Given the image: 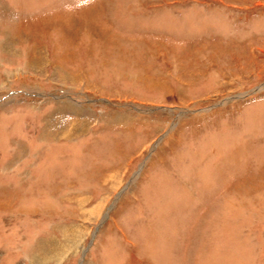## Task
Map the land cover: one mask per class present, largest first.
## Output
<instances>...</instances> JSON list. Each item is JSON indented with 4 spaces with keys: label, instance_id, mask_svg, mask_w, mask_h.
<instances>
[{
    "label": "rangeland",
    "instance_id": "1",
    "mask_svg": "<svg viewBox=\"0 0 264 264\" xmlns=\"http://www.w3.org/2000/svg\"><path fill=\"white\" fill-rule=\"evenodd\" d=\"M0 264H264V0H0Z\"/></svg>",
    "mask_w": 264,
    "mask_h": 264
},
{
    "label": "clouds",
    "instance_id": "2",
    "mask_svg": "<svg viewBox=\"0 0 264 264\" xmlns=\"http://www.w3.org/2000/svg\"><path fill=\"white\" fill-rule=\"evenodd\" d=\"M92 0H77V7H83L90 4Z\"/></svg>",
    "mask_w": 264,
    "mask_h": 264
},
{
    "label": "bare ground",
    "instance_id": "3",
    "mask_svg": "<svg viewBox=\"0 0 264 264\" xmlns=\"http://www.w3.org/2000/svg\"><path fill=\"white\" fill-rule=\"evenodd\" d=\"M71 134H73V131L72 130H68V131L64 132L62 135L71 136Z\"/></svg>",
    "mask_w": 264,
    "mask_h": 264
}]
</instances>
